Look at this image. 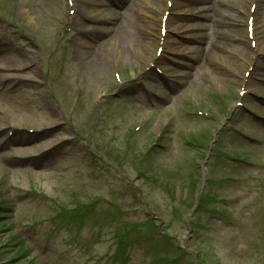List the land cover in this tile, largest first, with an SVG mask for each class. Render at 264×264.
<instances>
[{
    "label": "rangeland",
    "instance_id": "rangeland-1",
    "mask_svg": "<svg viewBox=\"0 0 264 264\" xmlns=\"http://www.w3.org/2000/svg\"><path fill=\"white\" fill-rule=\"evenodd\" d=\"M94 1L0 0V264H264L249 2Z\"/></svg>",
    "mask_w": 264,
    "mask_h": 264
},
{
    "label": "bare ground",
    "instance_id": "bare-ground-1",
    "mask_svg": "<svg viewBox=\"0 0 264 264\" xmlns=\"http://www.w3.org/2000/svg\"><path fill=\"white\" fill-rule=\"evenodd\" d=\"M85 2V4L89 3L91 4L90 8H85L83 9V13L86 14V17H89L91 19H94V20H98V22L100 24H103L106 20H109V19H112L115 17V13L105 9L104 5H96L94 4V0H83ZM147 1V0H145ZM163 1H166V2H170L171 0H163ZM222 0H219L218 1V4L221 2ZM244 4H247L249 2V7L248 9L245 11L246 14H248L250 16V18H256V11L254 9V4L256 3V0H241ZM148 2V1H147ZM165 5V8L167 9V5L166 3L164 4ZM103 6V7H102ZM164 8V7H163ZM208 11H212L211 7H207ZM136 12L140 14V16H144V18L150 20L148 21V25L150 24L151 27H155V24L153 22H155V19H157V16L155 17L154 15H151L148 13V11H145L143 10V7H142V4L139 3L138 7H136ZM119 16L121 18H123V20L121 21V25L125 24V22H128V21H132V17L129 16V15H125V14H119ZM213 23H217L218 22V19L214 16L211 18ZM160 24L162 26V28H167L168 27V23L166 22H163L162 20L160 21L159 23V27H160ZM253 34L255 32V30H260L262 28H264V19H262L259 23V25L257 26L255 23H253ZM153 30V29H151ZM151 32V31H150ZM243 32H244V29L243 28H236L234 31H233V34L236 35L238 37V39H240L239 37H243ZM160 36H161V32H160ZM161 38V37H160ZM244 38V37H243ZM245 40V39H243ZM81 44L83 45H86L85 42H82L80 41ZM249 42V40H248ZM244 44H245V41H244ZM262 47L261 45V42H259L256 46V51H249L251 57L253 56V54L255 55L256 53H259L260 52V48ZM2 82L5 83L6 80L10 81L9 77L7 76H2ZM22 122V119L21 118H18L17 119V124H20ZM57 125H52V127L50 128H44V127H40V129L42 128V130H40L41 133H46L48 131H50L51 129H54Z\"/></svg>",
    "mask_w": 264,
    "mask_h": 264
},
{
    "label": "water",
    "instance_id": "water-1",
    "mask_svg": "<svg viewBox=\"0 0 264 264\" xmlns=\"http://www.w3.org/2000/svg\"><path fill=\"white\" fill-rule=\"evenodd\" d=\"M202 175H203V178H202V180H203V184L205 183V171H204V169L202 168Z\"/></svg>",
    "mask_w": 264,
    "mask_h": 264
},
{
    "label": "trees",
    "instance_id": "trees-1",
    "mask_svg": "<svg viewBox=\"0 0 264 264\" xmlns=\"http://www.w3.org/2000/svg\"><path fill=\"white\" fill-rule=\"evenodd\" d=\"M2 221H3V218L0 216V224L2 223Z\"/></svg>",
    "mask_w": 264,
    "mask_h": 264
}]
</instances>
